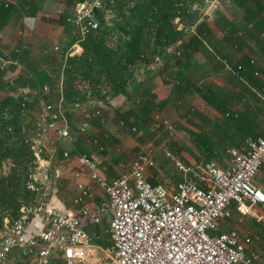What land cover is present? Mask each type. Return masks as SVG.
Here are the masks:
<instances>
[{
    "label": "trees",
    "instance_id": "trees-1",
    "mask_svg": "<svg viewBox=\"0 0 264 264\" xmlns=\"http://www.w3.org/2000/svg\"><path fill=\"white\" fill-rule=\"evenodd\" d=\"M233 2L243 12L241 21L239 25L232 23L227 15L216 19L219 39L213 37L206 22L197 23L200 8L204 7L201 0H105L103 15H98L95 27L82 40L77 28L64 19L66 38H61L57 50L46 41L37 45L34 55L21 45L4 52L1 45L0 58L17 62L20 68L12 63L0 66V231L18 217L22 206L41 202L32 179L36 162L30 139L40 131L43 103L57 104L61 100L64 115L70 118L69 109L91 100L107 104L117 95L129 99L127 89H131L137 99L114 112L126 132L136 136L148 126L153 114L160 113L170 101L180 110L196 93L204 106L216 113L211 118L187 109L183 114L188 116L187 125L177 122L195 149L181 147L178 151L187 152L196 169L205 162L220 163L228 147L242 149L246 139L264 137V102L255 93H247L249 88L236 86L233 92L207 81L197 84L194 79L201 70L195 53L202 54L206 64L212 63L208 76L225 65L236 79L247 80L248 75L257 72L249 56L235 59L231 51L242 52L246 48L253 54L255 50L249 47L253 43L256 54L264 58V0ZM28 4L17 2V6L5 11L0 0V29L13 16L23 13L35 17V3ZM176 17L184 27L194 26L189 37L177 29ZM74 43L81 48L79 55L71 48ZM177 48L179 56L175 55ZM157 60L161 62L159 76L172 79L171 90L164 98H159L154 90V76L145 80L146 72L140 71ZM249 85L264 96V82L258 76ZM244 99L243 111H235L234 105ZM95 112L94 107L92 113ZM99 120L100 112L94 122ZM107 236L97 235L93 242L109 245Z\"/></svg>",
    "mask_w": 264,
    "mask_h": 264
},
{
    "label": "built area",
    "instance_id": "built-area-1",
    "mask_svg": "<svg viewBox=\"0 0 264 264\" xmlns=\"http://www.w3.org/2000/svg\"><path fill=\"white\" fill-rule=\"evenodd\" d=\"M201 2L206 9L218 8V0ZM2 3L8 8L11 0ZM104 4L105 0H83L65 18L66 23L77 28L80 40L95 27ZM175 22L186 35L194 31V26L184 27L179 17ZM175 55H180L179 48ZM6 63L20 68L12 61L0 66ZM97 115L98 111L94 116ZM39 127L40 131L30 139L36 162L32 179L37 185L38 173L44 169L41 153L46 132L69 145L74 142L61 100L42 104ZM89 127V122L84 121L80 133H86ZM225 154V167L205 162L196 169L165 152L181 179L174 184L164 179L152 185L145 174L154 167L155 152L147 148L118 177L110 181L98 178L104 196L94 209L85 203L91 197L90 186L77 182L78 194L72 203L81 207L82 217L90 216L98 224L104 215L108 216L110 244L106 246L94 245L93 236L68 213L42 203L24 205L18 217L0 231V264H23L28 258L44 261L53 254L61 264H261L252 248V237L218 229L220 221L231 218V208L241 217L264 222V191L255 183L259 173L264 176V137L248 138L242 149L228 147ZM99 162L97 153L81 155L76 175L89 172L95 176ZM36 217H42L44 225L29 236L30 220Z\"/></svg>",
    "mask_w": 264,
    "mask_h": 264
},
{
    "label": "crops",
    "instance_id": "crops-1",
    "mask_svg": "<svg viewBox=\"0 0 264 264\" xmlns=\"http://www.w3.org/2000/svg\"><path fill=\"white\" fill-rule=\"evenodd\" d=\"M81 1L83 0H11L8 9L17 6V2L22 4L25 3L26 5L33 2L37 8V14L35 17H26L23 13L13 16L7 26L0 29V45H3V48H8V51L13 50L15 45H21L22 48L34 55L37 52V45H39L41 41H46V44L53 47L54 50L55 45L59 47L61 38H66L63 34L65 26L64 19L74 13ZM220 1L221 0H218V8L215 9L216 11L219 10ZM226 2L228 6L230 5V8L228 10L225 9L223 13H219L214 20L203 18V22L210 20V22H208L210 24L207 25H209L214 38L219 39L221 37L220 31L214 24L215 20L219 17L227 15L232 23L237 25H239V22L241 21L243 14L242 10L233 2V0H226ZM6 9L7 8L3 7V10L6 11ZM103 13L104 12L101 11L99 14L103 15ZM249 47L252 50H255V53L250 54L249 49L246 48H244L242 52H235L234 49H232L231 52L233 53V58L238 59L243 55L249 56L251 63L256 67L255 71L258 73L254 72V74L248 75L249 77L247 80L236 79L235 76H231L232 73L229 67L225 65V67L220 68L216 73L208 76L207 70L212 63L206 64L205 57L200 53H196L194 55L195 61L201 68L200 73L194 78L197 81V84L207 81L233 92H236L235 89L237 87H247L249 88V91L246 90L247 93H255L264 102V96L261 95L257 89H251L249 87V81L255 79L256 76L264 82V58L260 53L256 54L258 50L253 43H249ZM71 48H75V54H80L81 48H79L76 43L72 44ZM3 62L5 61L0 58V65ZM149 67L150 69L144 71L146 72V77L154 76L157 89L160 88L162 91L167 90L169 93L171 90V84H167V81L165 80L166 78L159 76V73L152 69L153 66ZM141 70L143 71V68H141L140 71ZM201 74H204L206 77H202ZM127 94L130 95L131 98L127 99L123 95H117L108 100L107 104H100L97 101L91 100L86 104L69 109L68 114L70 118L67 119L70 124L71 134L74 138V142L71 145L56 139L51 132H46L45 134L44 147L41 153L44 162V169L39 171L37 177V190L41 195L40 203L47 207L54 208L58 212H66L70 214L82 223L87 234L93 236V238L97 235H108L106 231L108 216L104 215L99 223L95 224L92 222L90 216L82 217L80 213L81 207L73 205L72 200L78 194L76 184L77 182H81L89 185L91 188V197L86 200V205L91 209L96 208L104 196L103 191L97 184L98 178L110 181L111 179L118 177L121 173L128 170L131 161L135 158L134 157L128 163L126 162V164H124L123 161H126L124 160V156H129L125 151L126 146H123V139H125V137L121 136L120 133H116L118 128H124L123 125H121L122 123L117 122L115 119L114 110L117 108H126L132 104L134 99H137L136 94L131 89H127ZM245 101L246 99H244L243 102H237L233 109L237 112H242ZM187 103L190 105L192 104L194 110L203 112L211 118L216 116V113L212 109H208L204 106L196 93H193L188 98ZM94 107L103 117V121L99 120V123L94 122L96 121V116L92 113ZM187 107L188 106H186V109ZM165 108H167V106H165ZM84 121H88L90 127L86 134H81L79 127ZM98 136L100 139L104 140V142L100 143L102 155L95 151L92 146L93 144H98ZM133 139L137 140L136 136H133ZM114 140H116V142H114ZM133 142L135 143V141ZM93 152L97 153L100 157L95 176L89 172L83 175H76L79 165V157L83 154ZM211 162L215 163L214 161ZM174 172L176 173L175 175L179 177L176 181H179L181 179L180 174L175 170ZM145 175L149 183L153 182L157 184L164 181V179L161 178L160 171L158 169L156 170V168L148 169ZM255 183L264 191V176L262 174L259 173L255 177ZM257 211L260 213L262 212L259 208H257ZM231 214L230 219L219 222L218 232H237L241 236L255 235L256 238L262 240L261 238L264 236L263 221L257 222L250 217H241L235 212L234 208H231ZM43 225L44 220L42 217L31 219L28 226L29 236L35 235ZM93 244L97 245L98 243L93 242ZM260 254L261 259L264 260V249L260 251ZM260 262H262L261 264H264V261ZM12 263L15 262L13 261ZM23 264L61 263L57 260L56 255L53 254L50 259L44 261L35 260L34 258L25 259Z\"/></svg>",
    "mask_w": 264,
    "mask_h": 264
},
{
    "label": "rangeland",
    "instance_id": "rangeland-1",
    "mask_svg": "<svg viewBox=\"0 0 264 264\" xmlns=\"http://www.w3.org/2000/svg\"><path fill=\"white\" fill-rule=\"evenodd\" d=\"M105 6L106 5L104 4V7ZM227 6L228 5H227L226 0H221L218 11L212 10V9H206L204 7L200 8L201 15L197 23H202L203 18L214 20L215 17L219 15V13H223L225 9L228 10L230 8L229 7L230 5L228 7ZM197 8H198L197 6L193 7L194 10H196ZM210 20L206 21V23L210 24L208 23L210 22ZM189 35L187 36L189 37ZM3 50L4 52H9L8 48H3ZM151 66H153L152 69L158 73L161 68V62L157 60ZM148 69H150V67H145L143 68V71L142 70L141 71L144 72L145 70H148ZM164 78H166L165 80L167 81V84L170 85L172 83V79L170 77H164ZM154 88L159 98H164L166 95L169 94L167 90L162 91L160 90V88L157 89L156 84ZM166 106L167 108H164V110H162L160 113H157L156 115L153 114V118L149 121L148 126L145 129H142L140 130V132L137 133L136 139L140 138L141 139L140 141L138 139L134 140L135 138L133 139V136H130V134H128L125 129L118 128L116 130V133H120L121 136L125 137V139H123V146L124 145L126 146L125 151L129 154V156H124V160H126V161H123L124 164H126V162L128 163L139 152H144L147 148H150L151 150L155 152L154 159H153L154 161L153 168H156V170L158 169L160 171L162 179H169L171 180V184H172L176 182L177 178L179 177L175 175L176 173L173 170L174 169L173 164L171 161H169L165 157V152H169L171 155H173L174 157H176L177 159H179L182 163L186 165L191 166L195 164L194 159L187 152L178 151L179 148L181 147H187L191 151H195V149L192 143L189 141L188 136H186L185 133H182V131L178 129L179 124L177 123L178 120H180L181 124L187 125L186 119H188V116L187 118H185L183 117V114L186 111H188L187 109H189L188 112L193 113L194 107H192L193 106L192 104L190 105L189 103L186 102L185 105H183L180 110L177 109L176 107L175 109L172 101H170L169 104H167ZM186 106H188L187 109H186ZM102 119L103 117L101 116V120ZM97 139L99 141L98 144H93L92 146L94 147L95 151H97L99 154L102 155V151L100 149V146H101L100 143L104 142V140L100 139L99 136L97 137ZM133 141H135V143ZM215 164L220 167L226 166L227 156L225 155V153L224 155H222L221 162L220 163L215 162ZM36 175L37 174L35 173V176ZM250 236L253 237L252 248L258 253L260 261H264L261 259V254H260V251L264 249V236H262L261 238L262 240L256 238L255 235H250ZM98 256L100 257L101 254L98 253Z\"/></svg>",
    "mask_w": 264,
    "mask_h": 264
}]
</instances>
